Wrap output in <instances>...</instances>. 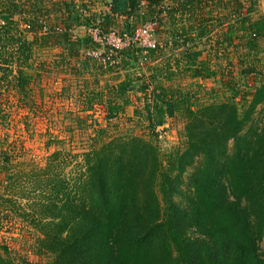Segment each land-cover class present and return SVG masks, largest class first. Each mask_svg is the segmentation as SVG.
Segmentation results:
<instances>
[{
    "label": "trees",
    "instance_id": "1",
    "mask_svg": "<svg viewBox=\"0 0 264 264\" xmlns=\"http://www.w3.org/2000/svg\"><path fill=\"white\" fill-rule=\"evenodd\" d=\"M195 1V6L202 2ZM0 3V92L10 89L26 96L34 77L26 75L33 70V51L24 34L37 31L39 11L33 19L14 21L25 5ZM163 4L112 0L99 32L108 35L117 17L126 24L159 17ZM187 5L194 4L186 0L176 11L185 12ZM21 23L29 24L30 31H21ZM240 29L238 34L247 36L246 44L255 50L264 22ZM199 35L205 36L204 28ZM58 37L57 43L68 44L66 33ZM82 42L87 46L88 39ZM146 52L151 58L156 50ZM199 56L185 53L188 66L181 72L209 80L214 73L206 63L196 64ZM155 71L151 82L163 72ZM129 87L124 82L113 90L112 99L121 100L106 103L108 120L128 104L124 95ZM152 95V103L144 107L148 128L153 132L163 126L165 116L180 115L186 124L181 148L168 154L163 165L153 144L117 138L86 153L83 171L72 180L51 169L52 175L40 181L42 201L31 215L40 235L37 253L52 256L51 264H264V83L196 110L181 90L158 87ZM2 160L9 163L7 157ZM188 169L193 170L185 179ZM1 250L7 253L0 248V264H14Z\"/></svg>",
    "mask_w": 264,
    "mask_h": 264
},
{
    "label": "rangeland",
    "instance_id": "2",
    "mask_svg": "<svg viewBox=\"0 0 264 264\" xmlns=\"http://www.w3.org/2000/svg\"><path fill=\"white\" fill-rule=\"evenodd\" d=\"M21 1L27 4L26 19L39 18L37 31L24 34L33 46V70L26 75L34 79L26 96L10 89L0 92V248L14 264H51L52 256L37 253L40 235L31 219L42 201L40 181L52 175L51 169L74 179L83 171L86 153L117 138L153 144L165 165L167 155L181 148L186 124L177 114L165 116L163 126L153 132L148 128L144 107L152 103L153 90L172 87L188 93L196 110L264 83V36L256 38L251 51L247 36L238 34L250 22H264V0H201L196 6L189 0L194 5L183 13L176 10L186 0H164L159 17L128 24L117 17L108 35L99 34L98 25L112 0ZM25 25L20 24L21 31ZM54 28L61 30L55 35H68L67 45L56 42ZM202 28L205 36L199 35ZM83 39H88L87 46ZM149 45L156 50L151 58L145 50ZM185 51L202 53L214 73L211 80H194L181 72L186 65L179 59ZM155 69L163 72L151 82ZM124 82L130 83L124 95L128 104L108 120L106 103H120L112 92ZM174 201L181 203L178 197Z\"/></svg>",
    "mask_w": 264,
    "mask_h": 264
},
{
    "label": "crops",
    "instance_id": "3",
    "mask_svg": "<svg viewBox=\"0 0 264 264\" xmlns=\"http://www.w3.org/2000/svg\"><path fill=\"white\" fill-rule=\"evenodd\" d=\"M15 1H17L19 4H23V5H27L25 2H23V1H21V0H15ZM1 4V3H0ZM25 8V7H24ZM25 10V9H24ZM25 11H23V14H22V16L21 15H15V16H13V20L14 21H21L22 19H26L25 17ZM30 19V18H29ZM28 19V20H29ZM22 22V21H21ZM174 28L176 29V26L174 25ZM177 30V29H176ZM229 32H231V31H229ZM228 35H229V33H228ZM229 37V36H228ZM227 37V38H228ZM24 38L26 39V37H25V35H24ZM27 40V39H26ZM59 44V43H58ZM52 45V44H51ZM33 47V46H32ZM186 53H189V51L187 52V51H185ZM194 53V52H193ZM196 53H200V56L198 57V59H197V61H196V64L198 65L199 63H201V62H204V63H206V60L204 59V57L203 58H201L202 57V53L201 52H199V51H197ZM185 55V53L183 54V56ZM179 60H183V63L187 66L188 64H187V61L184 59V58H182V59H179ZM168 64V63H167ZM207 64V63H206ZM185 66V67H186ZM207 66H208V64H207ZM209 67V66H208ZM211 72V71H210ZM212 78V77H211ZM211 78L209 79V80H211ZM194 80H202V79H200V78H197V79H194ZM209 80H202V81H209Z\"/></svg>",
    "mask_w": 264,
    "mask_h": 264
},
{
    "label": "built area",
    "instance_id": "4",
    "mask_svg": "<svg viewBox=\"0 0 264 264\" xmlns=\"http://www.w3.org/2000/svg\"><path fill=\"white\" fill-rule=\"evenodd\" d=\"M1 26H4V22H2V21L0 22V27H1ZM24 28H25V30L28 31V30L30 29V25H29V24H26ZM144 28H145V27H144ZM56 33H61V30H60V29H55V28H54V34H56ZM99 34H100V32H99ZM101 35H102V34H101ZM136 37H137V36H136ZM112 48H113V47H112ZM147 49H151V50H153L154 48L151 47V46L149 45V47L146 48L145 50H147Z\"/></svg>",
    "mask_w": 264,
    "mask_h": 264
}]
</instances>
